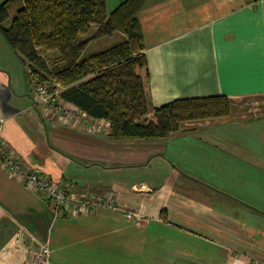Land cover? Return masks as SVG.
<instances>
[{
  "label": "crops",
  "instance_id": "0c3cea01",
  "mask_svg": "<svg viewBox=\"0 0 264 264\" xmlns=\"http://www.w3.org/2000/svg\"><path fill=\"white\" fill-rule=\"evenodd\" d=\"M123 1L106 0L107 12ZM8 13L6 26L10 1ZM139 23L151 108L141 121L166 102L214 95L229 98L230 114L184 121L157 140L59 122L0 35L3 138L74 195L114 204L55 217L0 164V264H264V0H146ZM97 29L80 35L87 49L112 44Z\"/></svg>",
  "mask_w": 264,
  "mask_h": 264
},
{
  "label": "trees",
  "instance_id": "16d2710c",
  "mask_svg": "<svg viewBox=\"0 0 264 264\" xmlns=\"http://www.w3.org/2000/svg\"><path fill=\"white\" fill-rule=\"evenodd\" d=\"M9 1L0 0L4 41L36 81L47 77L49 84H58L62 99L109 122L114 138L162 139L184 121L230 114L229 98L214 95L166 102L153 109L150 121H141L151 113L146 92L150 72L139 23L146 0H124L110 13L106 0H17L16 15L6 26ZM92 24L98 25L94 38L119 33L123 39L86 53L88 41L80 35ZM48 55L51 63L44 57Z\"/></svg>",
  "mask_w": 264,
  "mask_h": 264
},
{
  "label": "built area",
  "instance_id": "2783aa9c",
  "mask_svg": "<svg viewBox=\"0 0 264 264\" xmlns=\"http://www.w3.org/2000/svg\"><path fill=\"white\" fill-rule=\"evenodd\" d=\"M36 102L41 104L44 112L59 122L84 123L90 132H104L109 128V123L104 119L93 118L80 109L77 105L65 101L60 96V86L56 83L36 81ZM4 119L0 118V164L4 171L28 188L40 194L43 199L51 201L54 208V216H61L70 208L78 213H87L97 207H113L112 196L93 194L87 197L76 196L72 192V184L69 182L52 180L38 168L25 163L19 155L10 148L2 136ZM128 217L133 213L128 212ZM46 253L48 249L42 248ZM42 253L36 254L34 262H40Z\"/></svg>",
  "mask_w": 264,
  "mask_h": 264
},
{
  "label": "rangeland",
  "instance_id": "374dc122",
  "mask_svg": "<svg viewBox=\"0 0 264 264\" xmlns=\"http://www.w3.org/2000/svg\"><path fill=\"white\" fill-rule=\"evenodd\" d=\"M16 1L17 0H10V21L12 20V14H13V17H15V14H16V12H17V6H16ZM11 23V22H10ZM10 25V24H9ZM7 26H8V24H7ZM123 39V36L121 35V34H119V33H113L112 35H110L108 38H107V40H110V41H112V44H115V43H117V42H119V41H121ZM103 40V39H102ZM109 41H107L106 43H105V45H103V41H102V43H99V42H95V44L94 45H92V47L91 48H88V49H86V53H91L92 51H94L93 49H102L104 46L106 47V45L107 46H109L108 43ZM111 44V45H112ZM47 60H48V62L49 63H51V60H52V55H48V56H44ZM50 81L51 80H49V78H47L46 77V79H45V82H47V83H50ZM83 126H85L86 127V125L85 124H83Z\"/></svg>",
  "mask_w": 264,
  "mask_h": 264
},
{
  "label": "bare ground",
  "instance_id": "6f19581e",
  "mask_svg": "<svg viewBox=\"0 0 264 264\" xmlns=\"http://www.w3.org/2000/svg\"><path fill=\"white\" fill-rule=\"evenodd\" d=\"M78 124H84V123L79 122ZM35 256H36V254L33 255V258H34Z\"/></svg>",
  "mask_w": 264,
  "mask_h": 264
}]
</instances>
